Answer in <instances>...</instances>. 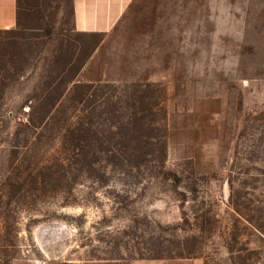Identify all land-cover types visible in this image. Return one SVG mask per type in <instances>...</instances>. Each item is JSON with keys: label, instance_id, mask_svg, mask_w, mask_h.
I'll list each match as a JSON object with an SVG mask.
<instances>
[{"label": "rangeland", "instance_id": "374dc122", "mask_svg": "<svg viewBox=\"0 0 264 264\" xmlns=\"http://www.w3.org/2000/svg\"><path fill=\"white\" fill-rule=\"evenodd\" d=\"M0 30V264H264V0H70Z\"/></svg>", "mask_w": 264, "mask_h": 264}, {"label": "crops", "instance_id": "0c3cea01", "mask_svg": "<svg viewBox=\"0 0 264 264\" xmlns=\"http://www.w3.org/2000/svg\"><path fill=\"white\" fill-rule=\"evenodd\" d=\"M135 0H70L71 25L79 33H107ZM21 0H0V30H10L21 20ZM137 264H162L141 262Z\"/></svg>", "mask_w": 264, "mask_h": 264}]
</instances>
